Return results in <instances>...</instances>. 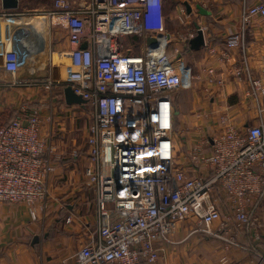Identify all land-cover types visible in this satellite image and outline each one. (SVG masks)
Masks as SVG:
<instances>
[{"label":"built area","instance_id":"1","mask_svg":"<svg viewBox=\"0 0 264 264\" xmlns=\"http://www.w3.org/2000/svg\"><path fill=\"white\" fill-rule=\"evenodd\" d=\"M52 2L53 14L66 22L64 58L72 68L60 83L85 101L70 107L93 110L83 177L94 196L97 227L74 264H156L162 244H170L178 225L192 220L204 226L233 223L258 236L256 212L264 202V78L250 81L261 123L240 130L221 117V132L194 142L183 165L176 152L173 99L188 77L169 52L164 0ZM253 17L264 18V4L249 7L243 19ZM126 38L132 44L126 45ZM150 38L157 40L156 47L149 48ZM237 44L234 37L227 46ZM0 55L4 70L18 72L23 58L11 43ZM214 73L206 71L208 82ZM62 127L25 106L0 126V204H24L32 219L36 208L46 209L50 179L61 159L56 141ZM71 157L79 158L78 150ZM74 217L68 215L65 224L74 223Z\"/></svg>","mask_w":264,"mask_h":264},{"label":"crops","instance_id":"2","mask_svg":"<svg viewBox=\"0 0 264 264\" xmlns=\"http://www.w3.org/2000/svg\"><path fill=\"white\" fill-rule=\"evenodd\" d=\"M17 1V9L5 10L0 0V54L11 43L30 65L11 74L4 70L0 55V124L19 115L23 106L38 110L43 120L52 117L61 123L58 111L76 108L65 104L60 83L72 71L64 58L69 50L66 22L53 14L52 0ZM170 1L174 7L165 24L172 38L169 52L188 77L173 99L176 152L179 162L187 165L185 156L194 142L221 132V117L240 130L261 123L250 81L264 78V18L245 22L243 16L264 0H188L190 13L184 0ZM196 27L204 46L191 50L188 42L197 35ZM234 37L238 44L229 48ZM207 70L215 71L212 82ZM70 138L56 141L61 159L50 179L51 198L45 210L36 208V219L24 204H0V264H74L76 252L96 229L95 212L89 225L74 213L75 205L84 213L89 192L83 177L86 142ZM74 149L77 159L71 157ZM67 214L75 215L74 223L65 224ZM221 215H228L226 204ZM256 217L261 225L256 237L233 223L222 227L220 222L207 226L183 222L170 244H162L156 264H264V202Z\"/></svg>","mask_w":264,"mask_h":264},{"label":"rangeland","instance_id":"3","mask_svg":"<svg viewBox=\"0 0 264 264\" xmlns=\"http://www.w3.org/2000/svg\"><path fill=\"white\" fill-rule=\"evenodd\" d=\"M173 7H174L173 3L170 0H164V19H165V24H166V22H169V20H170V13H171V10L173 9ZM16 42H18V41H14V43H16ZM125 44L126 45L132 44V39L131 38H126L125 39ZM19 51H21V50H19ZM173 55L174 54H172V57H173ZM22 58H23L22 66H24V67L27 66L28 67L30 65V60L28 61V60L24 59V57H22ZM187 80L188 79L185 78L186 82H187ZM92 111L93 110H89V109L82 111L80 108L79 109H77V108L69 109L66 112L65 111H63V112L62 111H58V115L61 117L60 118L61 119V123L60 124H64V127H65L63 132H58V133L59 134H64L63 138H65L66 136L71 137L72 139L75 140V143H76L77 140L79 142L85 143L86 142L85 135L87 134V129L89 128V125L92 123V119H91ZM64 118H66V119H64ZM60 119H57V120H60ZM70 121L72 122V124H68ZM63 138H61V137L58 138V141L60 140L62 142H65V139H63ZM88 192L89 193L87 194L86 202L84 203L85 206L82 205L84 207L83 208L84 213L82 214L81 213L82 211H79V207H77L76 205H75L74 213H76L80 218H82L84 223H87L89 225L91 223L90 217L95 212V206H94L95 203H94L93 194L89 190H88ZM85 208H88L87 212H85ZM61 223H63L62 220H61ZM58 228L61 230L62 226L58 225Z\"/></svg>","mask_w":264,"mask_h":264},{"label":"water","instance_id":"4","mask_svg":"<svg viewBox=\"0 0 264 264\" xmlns=\"http://www.w3.org/2000/svg\"><path fill=\"white\" fill-rule=\"evenodd\" d=\"M183 6L186 8L187 13H190V6L188 0H184ZM2 8L5 10H15L18 8V1L17 0H2ZM198 30V27H196ZM147 44L149 48H154L157 46V40L155 39H148ZM189 47L191 50H199L201 47L204 46V39L202 32L198 30L197 35L191 39L189 42ZM85 48V45L82 46ZM63 97L65 104L68 106L77 105V106H84L85 101L80 97L74 94L72 89L67 86L63 89ZM36 241V240H35Z\"/></svg>","mask_w":264,"mask_h":264},{"label":"trees","instance_id":"5","mask_svg":"<svg viewBox=\"0 0 264 264\" xmlns=\"http://www.w3.org/2000/svg\"><path fill=\"white\" fill-rule=\"evenodd\" d=\"M173 3V2H172ZM174 4V3H173ZM174 6V5H173ZM13 119H15L14 117H11V120L9 121V122H11ZM9 122H7V123H9ZM7 123H5V124H7ZM5 124H0V126H3V125H5Z\"/></svg>","mask_w":264,"mask_h":264},{"label":"bare ground","instance_id":"6","mask_svg":"<svg viewBox=\"0 0 264 264\" xmlns=\"http://www.w3.org/2000/svg\"><path fill=\"white\" fill-rule=\"evenodd\" d=\"M58 58V57H57Z\"/></svg>","mask_w":264,"mask_h":264}]
</instances>
